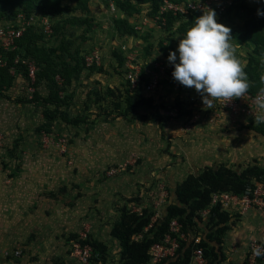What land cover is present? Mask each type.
<instances>
[{
	"label": "rangeland",
	"instance_id": "374dc122",
	"mask_svg": "<svg viewBox=\"0 0 264 264\" xmlns=\"http://www.w3.org/2000/svg\"><path fill=\"white\" fill-rule=\"evenodd\" d=\"M247 3L260 6L264 5V0H247ZM117 11L109 9L105 0H90L80 12L63 17L92 18L93 27L89 33L86 28H76V37L84 34L86 40L77 39L73 49L98 53L105 69L103 74L86 71L74 81L69 91V94L73 93V99L63 108L73 117L86 111V95L91 87H114L124 91V78L116 72L119 64L115 53L124 55L126 71L133 65L129 59L143 64L145 70H150L154 62L159 61L174 71V66L158 46L159 40L168 36L164 30L148 20L144 22L146 26L142 27L140 37H120L113 28ZM129 20L131 24H139V17ZM225 25L228 26L226 22ZM34 26L40 28V23ZM143 36L148 40L145 41ZM182 38V34L174 33L166 45L168 55L178 49ZM50 39L47 36L40 44L47 47L60 43L58 39ZM147 43L152 45L151 55H146ZM248 51L236 46V56L244 65L248 62ZM178 57L177 52V63ZM56 80L62 83L60 76ZM26 86L23 79L16 78L7 93L16 99L22 96ZM28 93L32 95L30 91ZM180 93L184 99L193 97L195 101L194 115L198 118L190 132L184 131L188 118L164 125L122 117L105 120L98 118L100 109L97 105L86 112L89 122L80 127L70 126L59 118L38 132L40 125L46 122L42 102L17 105L14 101L0 100V264H72L68 260L71 235L91 233L112 244L109 232L117 216L114 209H118L124 198L134 196L135 189L145 191V203L153 197L157 201L161 185H165L169 194V190L174 191L175 185L189 173H197L207 164L247 165L253 159L264 164V138L249 131L250 118L232 117L225 112L218 117L219 111L210 113V108L205 107L202 96L194 88L184 86L181 91L175 80L163 81L149 94L157 109L140 108L139 113L159 112L163 117L176 115L173 104ZM40 94L47 97L49 92L42 88ZM210 114L215 115L212 123L209 122ZM93 120H96L94 124ZM227 121L239 124L228 126ZM18 139L22 141L14 150L16 158L13 159L11 153ZM114 171L117 174H113ZM171 197L162 203L159 201L158 215L161 216L168 202H172ZM247 215L251 217L245 219L243 215L233 230L238 232L244 228L245 234L239 237L232 234L226 240L228 261L225 264H245L248 245L253 239L264 244V209H256ZM201 234L203 232L200 237ZM115 244L111 245L112 255L117 250ZM113 258L116 261V257Z\"/></svg>",
	"mask_w": 264,
	"mask_h": 264
},
{
	"label": "trees",
	"instance_id": "16d2710c",
	"mask_svg": "<svg viewBox=\"0 0 264 264\" xmlns=\"http://www.w3.org/2000/svg\"><path fill=\"white\" fill-rule=\"evenodd\" d=\"M112 1L118 10V16L114 17V31L120 37L131 38L132 36L140 37V31L135 29V22V24L129 22V18L138 19L146 7H148L149 18H156L163 0H105L109 9ZM89 2L90 0H0V21L15 22L19 14H24L27 18L31 16L48 18L53 30L50 40H60L58 45L45 47L40 42L44 43L47 36L40 28L32 26L21 39L17 40L15 51L5 52L0 48V56L3 55V60L7 61L5 67L0 66V100L14 101L13 103L17 105H38L42 102L45 107L42 115L46 122L40 125L38 132L42 131L47 123L59 118L70 126L80 127L83 123L89 122V114L86 112L94 105L100 109L98 118L103 117L105 120L110 117L112 119L122 117L142 123L158 122L164 125L172 120L192 118L195 102L184 99L182 93L177 95L173 104L176 115L163 117L159 112L140 114V108H156L155 100L143 89V86L149 83L150 77L146 76L143 70L140 87L132 90L131 82L127 78L128 71L124 70L125 57L120 53L114 55L119 64L116 72L124 78V91L114 87H91L86 95L85 112L73 117L68 110L63 111V108L69 106L70 100L73 99V93L69 94V91L74 86L75 80H79L86 71L91 74L105 73L103 64L98 66L93 63L87 66L85 56L91 52L73 49L77 39L86 40L84 34L76 37V28H86V33H89L93 27L92 18L85 16L63 18L71 13L80 12L84 4ZM225 7V12H222L220 16L216 14L217 22L223 25L226 22L228 26H225L232 29V43L235 46L239 45L249 50L248 62L244 65L250 85L247 93L264 92V82H262L264 81V16L257 14L258 10L264 11V5L251 6L247 0H232V4ZM200 16L202 14L195 11L189 15L174 16L170 12L164 14L163 30L168 36L159 40L160 51L168 57L166 45L172 40L174 33H180L184 38ZM67 26L69 30H66ZM142 38L145 41L148 40L147 36ZM145 51L146 55H151L152 45L147 43ZM17 58L20 60L16 63ZM23 60L34 62L36 65L34 83L29 77L28 65L23 64ZM11 69H15V75L11 74ZM57 76H60L61 84L56 80ZM16 78L23 79L27 86L22 96L13 99L7 92ZM29 88L35 89L31 96L28 93ZM42 88L49 92L47 97L41 96ZM183 88L184 86L179 83V89L182 91ZM47 106H52L53 109ZM162 108L167 109L164 105ZM251 121L249 131L264 138V121ZM95 122L96 120L92 121L93 124ZM21 141V139L16 140L11 158H16L14 150ZM260 162L258 159H253L247 165L237 164L236 166L220 163L204 166L197 173H189L175 185L174 193L169 190V196L166 199H170L171 193L175 197H171L172 202H168L161 216H157L159 209L155 208L153 192V200L146 203L143 201L145 191H139L135 196L124 198L122 204L115 210L117 216L109 232V242L112 244L101 241L91 233L86 240L82 241L83 244L93 248L91 263L149 264L151 248L164 241L170 233L171 223L177 220L182 227V232L189 236V240H180L175 255L164 259L159 264H193V254L197 249H202L205 264H225L228 261L226 237L242 221L243 215L239 213L231 215L223 211L220 205H212V196L215 193H230L239 197H252L257 185H262L264 188V164ZM133 207L141 208L142 212H135ZM206 210L208 213L203 215ZM200 232H203L201 241L195 244L193 237H198ZM78 238L77 234L71 235L68 242ZM114 243L117 250L112 255L111 245L113 246ZM113 256L117 257L116 261L113 260ZM247 261L248 259L245 264ZM258 263H264V255L259 258Z\"/></svg>",
	"mask_w": 264,
	"mask_h": 264
},
{
	"label": "built area",
	"instance_id": "2783aa9c",
	"mask_svg": "<svg viewBox=\"0 0 264 264\" xmlns=\"http://www.w3.org/2000/svg\"><path fill=\"white\" fill-rule=\"evenodd\" d=\"M231 4L232 0H185L181 2L163 0L162 5L160 7L159 15L154 19L149 18L148 7H146L145 11L142 14L143 19H141V16L139 17V24L136 25L135 29L141 32V30H143L142 27L146 26L144 25V22H147L148 20L153 22L154 26L156 25L160 27V29H163L165 26L164 14L169 12L172 13L174 16L178 14L189 15L193 11L199 12L203 15L204 11L206 12L208 9H212L216 12V14H218V16H220L222 12H225V6H229ZM114 5L115 4L113 1L109 5L111 6L110 8H112L113 12L114 10H117L116 6L114 7ZM38 22L40 23V28L44 32V34L46 36H51L53 33L52 23L48 18H40L38 16H31L30 18H27L24 14H19L15 22H12L10 20L0 21V48L4 49L5 52L15 51L17 49V40L21 39L26 33V31H28L30 27L36 25ZM91 53L85 56L87 66H91L93 63L100 66L101 63L99 54ZM126 59L128 61V56L126 57ZM19 60L20 59L17 58L15 62L17 63ZM129 60V63H133V65H130L127 78L131 82L132 90H136L140 87L142 83L141 75L143 70L145 71L146 76L148 75L150 77L149 83L143 86L144 92L148 94H151L156 89H158L159 85L163 80H175L172 75L173 71H171L170 68L163 62L155 61L150 70H145L143 64L136 62L135 59ZM22 63L28 65L29 77L34 83L36 77L35 63L26 60H23ZM6 65L7 61L3 60V55H1L0 66L5 67ZM11 74L15 75V69H11ZM34 90V88H29V91L31 93H33ZM190 102H195L193 97L191 98ZM261 104H264V92H259L256 94L247 93L242 98H238L233 101L214 100L212 102V107H210V110L208 111H210V113L215 114L217 113V111H219L218 117H220L222 112H225L232 117H243L250 118V120L253 119L264 121V108L260 107ZM205 107L207 106L205 105ZM214 116L215 115L210 116V123H212ZM196 118L198 117L194 115L192 118H190V120L188 119L189 123L184 127V131H192V124L196 122ZM126 166L127 165H125V167ZM120 169H122V167H120ZM113 174H117L116 171H114ZM159 191V200L155 201L156 209L160 208L161 203L168 196V192L166 191L165 185H161ZM252 194V197H239L230 193H215L212 196V205H220L223 211H227L229 213L235 211L241 215L246 216L248 212L254 211L256 209H264L263 186L257 185L256 189ZM133 210L138 213L142 212V209L137 207H133ZM207 213L208 210L204 211L203 215H206ZM181 229L182 227L177 220H174L171 223L170 233L165 237L164 241L162 243H157L153 245V247L151 248V261L149 264H159L164 259L173 257L179 247L180 240H189V236L186 233L182 232ZM87 238L88 233L80 234L77 240L71 241L69 243L68 260L72 264H92L91 258L93 255V248L88 244L82 243V241L86 240ZM193 239L195 244H199L201 241L200 236L193 237ZM263 255L264 244L257 239H253L248 245L247 264H259L258 260ZM205 263L206 261L202 249L195 250L193 254V264Z\"/></svg>",
	"mask_w": 264,
	"mask_h": 264
},
{
	"label": "clouds",
	"instance_id": "9594fccd",
	"mask_svg": "<svg viewBox=\"0 0 264 264\" xmlns=\"http://www.w3.org/2000/svg\"><path fill=\"white\" fill-rule=\"evenodd\" d=\"M257 14L264 16V11L258 10ZM231 33V28L217 22L216 12L208 9L180 39L178 49L168 56L174 66L175 81L194 88L208 108L214 100L242 98L250 87L245 66L236 56ZM260 107L264 108V104Z\"/></svg>",
	"mask_w": 264,
	"mask_h": 264
},
{
	"label": "crops",
	"instance_id": "0c3cea01",
	"mask_svg": "<svg viewBox=\"0 0 264 264\" xmlns=\"http://www.w3.org/2000/svg\"><path fill=\"white\" fill-rule=\"evenodd\" d=\"M222 115V114H221ZM220 115V116H221ZM224 116V115H223ZM242 121H244V120H238V122H242ZM246 121V120H245ZM225 122V120L223 119V123ZM227 123H228V126L229 125H232V124H239V123H236V122H232V124H230L229 123V121H227ZM226 123V124H227ZM264 142V141H263ZM206 166H212V165H210V164H207ZM139 188H142V186H138ZM128 190V189H127ZM137 190V191H136ZM140 191H142V190H140ZM172 191V193H174V191L173 190H171ZM143 192V191H142ZM133 193L136 195L137 193H138V189H135L134 191H133ZM134 195V196H135ZM173 196H174V194H173ZM175 197V196H174ZM160 209V208H159ZM114 211H115V209H114ZM115 214V213H114ZM250 215V214H249ZM249 215H247V216H245V219H248L249 217H251V216H249ZM244 223V221L242 222V224ZM244 231V228L242 229V230H240V231H238L237 232V230L236 231H231L229 234H228V236H227V238H226V240L228 241V239H229V237L231 238V235L233 234V235H238V237H239V235L240 234H242V233H244L243 232ZM245 234V233H244ZM260 237V236H259ZM262 241L264 242V240L262 239ZM228 243H226V245H227ZM233 244V243H232ZM21 255V254H20ZM19 255V256H20ZM116 259H117V257H116ZM17 261H19V260H17Z\"/></svg>",
	"mask_w": 264,
	"mask_h": 264
}]
</instances>
